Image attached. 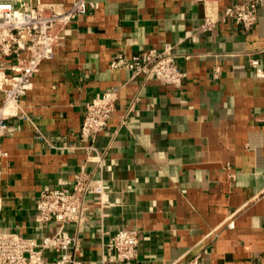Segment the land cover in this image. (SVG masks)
I'll list each match as a JSON object with an SVG mask.
<instances>
[{
  "label": "crops",
  "instance_id": "1",
  "mask_svg": "<svg viewBox=\"0 0 264 264\" xmlns=\"http://www.w3.org/2000/svg\"><path fill=\"white\" fill-rule=\"evenodd\" d=\"M89 1L8 119L0 228L54 234L57 222L37 221L38 198L71 188L85 166L109 190L104 201L87 195L86 220L66 227L84 264H264V0L250 29L229 19L211 31H201L204 0ZM244 1L218 0L220 12ZM166 43L180 88L111 66ZM115 86L116 112L94 142L100 167L80 127L86 104ZM132 229L136 257L106 261L110 237Z\"/></svg>",
  "mask_w": 264,
  "mask_h": 264
},
{
  "label": "built area",
  "instance_id": "2",
  "mask_svg": "<svg viewBox=\"0 0 264 264\" xmlns=\"http://www.w3.org/2000/svg\"><path fill=\"white\" fill-rule=\"evenodd\" d=\"M16 2V4L14 3ZM260 0H246L220 12L218 0H204L205 12L201 31H211L220 22L233 20L248 30L258 20ZM94 4L89 0H74L70 7L53 1L0 0V180L4 136L9 131L8 119L20 110L22 98L32 88L42 63L53 58L58 42L69 32V25L86 14ZM256 68L258 61L253 60ZM113 68H125L131 79L157 80L175 88L183 84L184 73L177 63L174 46L166 43L160 50L151 49L131 58L122 53L112 61ZM259 76H264L257 69ZM221 75L215 69L214 78ZM122 86H115L86 104L80 136L92 144L87 147V162L102 166V157L94 142L106 130L116 112ZM109 185L103 179H94L83 166L71 188L48 189L41 192L37 201V221H55L58 229L40 241L5 232L0 228V264H84L76 257L75 240L66 230L69 224H82L88 213L87 195L93 194L104 201ZM1 209V200H0ZM229 226L233 227L231 222ZM139 232L135 229L120 230L110 237L106 261L125 263L133 260L139 246ZM53 254L49 259L46 255Z\"/></svg>",
  "mask_w": 264,
  "mask_h": 264
}]
</instances>
